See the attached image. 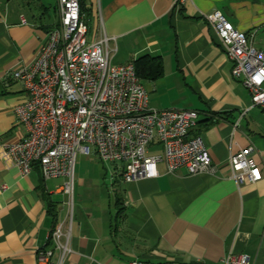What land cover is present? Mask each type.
I'll list each match as a JSON object with an SVG mask.
<instances>
[{
    "label": "crops",
    "instance_id": "1",
    "mask_svg": "<svg viewBox=\"0 0 264 264\" xmlns=\"http://www.w3.org/2000/svg\"><path fill=\"white\" fill-rule=\"evenodd\" d=\"M177 2L87 0L89 29L92 39H113V66L145 55L160 59L162 76L141 81L149 108L196 111L198 124L190 136L202 138L215 172L192 176L181 168L167 174L159 163L158 177L124 184L113 166L109 187L94 150L78 153L70 218L63 180H44L36 167L22 178L0 159V264H38V253L52 249L49 237L59 225L70 233L64 264H221L229 254L264 264V110L253 107L248 90L233 79L217 34L205 20L220 12L262 49L264 0ZM39 9L47 13L41 0H0V144L26 136L14 107L27 95L7 75L34 61L53 25ZM248 147L262 179L238 188L228 162ZM159 153L157 146L149 149ZM58 257L54 251L52 262Z\"/></svg>",
    "mask_w": 264,
    "mask_h": 264
},
{
    "label": "built area",
    "instance_id": "2",
    "mask_svg": "<svg viewBox=\"0 0 264 264\" xmlns=\"http://www.w3.org/2000/svg\"><path fill=\"white\" fill-rule=\"evenodd\" d=\"M186 0H178L184 4ZM57 20L48 29L34 61L7 78L20 82L27 99L14 107L26 136L15 144H0V159L26 178L36 167L44 180L61 179L72 218L74 166L78 153L118 169L124 184L158 177L184 168L189 175L213 174L215 168L200 136H190L198 124L193 110L149 108L148 92L134 64L113 66L112 38L89 40V28L79 0H56ZM231 64V75L248 90L253 107L264 110V48L238 31L220 12L205 16ZM157 146L159 154H149ZM252 147L229 158L230 178L238 188L255 184L262 172L251 157ZM51 250L38 253V264H64L71 253L70 233L57 226ZM59 257L52 262L53 252ZM131 264H178L134 261ZM201 264V263H198ZM221 264H251L249 256L229 254Z\"/></svg>",
    "mask_w": 264,
    "mask_h": 264
},
{
    "label": "trees",
    "instance_id": "3",
    "mask_svg": "<svg viewBox=\"0 0 264 264\" xmlns=\"http://www.w3.org/2000/svg\"><path fill=\"white\" fill-rule=\"evenodd\" d=\"M81 13L85 16V22L89 28L90 10L87 8V0H79ZM90 31V29H89ZM136 74L140 81L156 80L162 76V64L158 57L145 55L133 62ZM55 229V228H54ZM49 243L50 237H49Z\"/></svg>",
    "mask_w": 264,
    "mask_h": 264
},
{
    "label": "rangeland",
    "instance_id": "4",
    "mask_svg": "<svg viewBox=\"0 0 264 264\" xmlns=\"http://www.w3.org/2000/svg\"><path fill=\"white\" fill-rule=\"evenodd\" d=\"M17 2L19 1V0H16ZM20 1H22V0H20ZM14 3H16V2H13V4ZM41 3L45 6V8L47 9V13L45 14L43 11H41V9H39V14H42V15H44V17H45V19H44V21L46 22V23H55L56 22V20H57V16H56V14L53 12V8L55 7V5H56V0H41ZM35 6H40V5H35ZM32 6H29L28 8H31ZM34 9V8H33ZM37 11V10H36ZM26 12V13H25ZM24 13L26 14V15H28V13H29V10L27 9V10H25L24 11ZM92 35H93V30H90L89 31V40L90 39H92ZM259 37H262L263 39H264V31L263 32H261L260 34H259ZM258 37V38H259ZM102 165H104V166H102ZM96 166H98L99 168H101L102 169V167H104L103 168V170L102 171H106L107 173H108V176L104 179L105 180V183L107 184V185H109V187H110V185H111V182H113V178H111L112 177V174L114 173V171H113V165H110V164H103V163H99V162H96ZM103 175H104V172L102 173V175H101V177L98 179V180H100V181H102L103 180ZM97 177H99L98 176V174H97ZM73 201H74V199H73ZM73 206H74V203H72V211H73ZM69 212H70V208H69Z\"/></svg>",
    "mask_w": 264,
    "mask_h": 264
}]
</instances>
